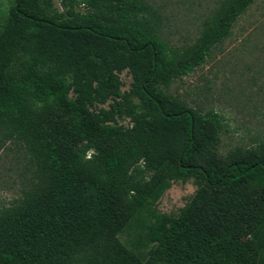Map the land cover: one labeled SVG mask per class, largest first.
I'll use <instances>...</instances> for the list:
<instances>
[{"label": "trees", "instance_id": "trees-1", "mask_svg": "<svg viewBox=\"0 0 264 264\" xmlns=\"http://www.w3.org/2000/svg\"><path fill=\"white\" fill-rule=\"evenodd\" d=\"M55 1L13 0L0 23V137L34 178L0 208V264H264V148L219 156L220 116L165 93L253 0H225L180 54L142 0Z\"/></svg>", "mask_w": 264, "mask_h": 264}, {"label": "rangeland", "instance_id": "rangeland-1", "mask_svg": "<svg viewBox=\"0 0 264 264\" xmlns=\"http://www.w3.org/2000/svg\"><path fill=\"white\" fill-rule=\"evenodd\" d=\"M142 1L157 9L161 38L180 54L196 44L225 0ZM12 2L0 0V23ZM53 5L59 9L55 0ZM119 79L121 90H126L128 74L120 73ZM165 93L196 113L211 111L220 116L219 156L264 148V0H253L227 36L210 48L202 64L173 80ZM120 124L126 125V120ZM32 171L25 146L0 137V208L22 196L34 181ZM194 189L191 179L171 182L155 203V212L174 217Z\"/></svg>", "mask_w": 264, "mask_h": 264}]
</instances>
